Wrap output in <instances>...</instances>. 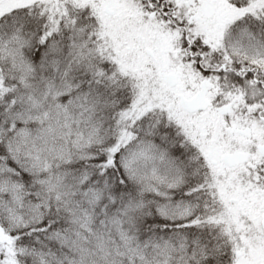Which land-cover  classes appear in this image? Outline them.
I'll list each match as a JSON object with an SVG mask.
<instances>
[{
    "label": "snow or ice",
    "instance_id": "6c2138e0",
    "mask_svg": "<svg viewBox=\"0 0 264 264\" xmlns=\"http://www.w3.org/2000/svg\"><path fill=\"white\" fill-rule=\"evenodd\" d=\"M0 264H264V0H0Z\"/></svg>",
    "mask_w": 264,
    "mask_h": 264
}]
</instances>
